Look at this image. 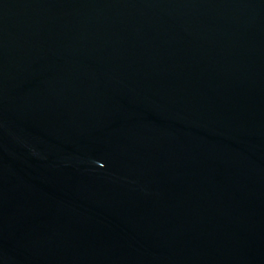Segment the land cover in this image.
<instances>
[{
    "label": "water",
    "instance_id": "water-1",
    "mask_svg": "<svg viewBox=\"0 0 264 264\" xmlns=\"http://www.w3.org/2000/svg\"><path fill=\"white\" fill-rule=\"evenodd\" d=\"M0 264H264V0H0Z\"/></svg>",
    "mask_w": 264,
    "mask_h": 264
}]
</instances>
